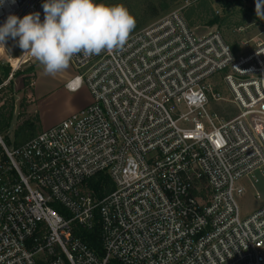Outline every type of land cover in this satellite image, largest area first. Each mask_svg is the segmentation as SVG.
I'll return each instance as SVG.
<instances>
[{
  "label": "built area",
  "instance_id": "obj_1",
  "mask_svg": "<svg viewBox=\"0 0 264 264\" xmlns=\"http://www.w3.org/2000/svg\"><path fill=\"white\" fill-rule=\"evenodd\" d=\"M44 2L5 0L0 25L43 21ZM205 28L176 10L122 49L74 55L67 86L90 103L21 145L0 133V264H264V203L239 201L246 184L263 196L264 39L236 51ZM11 78L0 69V105ZM96 214L103 257L73 233Z\"/></svg>",
  "mask_w": 264,
  "mask_h": 264
},
{
  "label": "rangeland",
  "instance_id": "obj_2",
  "mask_svg": "<svg viewBox=\"0 0 264 264\" xmlns=\"http://www.w3.org/2000/svg\"><path fill=\"white\" fill-rule=\"evenodd\" d=\"M106 1L97 0L98 3ZM162 2H165L164 6ZM256 3L257 0L251 5L238 2L232 7L224 8L217 0H115L113 5L119 4L125 7L135 18L136 23L145 18L137 30L173 11L181 10L192 26H199L198 30L201 32L207 30L206 26L220 31L226 41L238 51L249 48L248 46L241 47L242 42L246 40H252L250 46H253L254 42L264 39V19L257 17ZM153 6L157 8L154 16L150 13ZM215 15L220 16V21L215 25H209L208 20ZM6 47L11 50V55L0 52V58L4 64L10 66L9 76L12 74V78L3 88L1 97L3 103L0 105V110L6 118L12 114V119L9 121L10 126H6L0 133L4 137H9L12 144H14L15 130L26 119L36 120L37 116H40L44 119L42 126L46 127L67 115L68 101L72 105L79 106L87 102L90 92L86 86L70 92L55 76L45 74L43 66L28 53H22V49L15 41L9 39ZM14 62L17 67L14 66ZM72 68L70 61L66 71ZM212 107L215 109L217 106ZM218 107L217 111L223 113L226 105L223 108L219 107V110ZM42 126L39 125L37 133L43 129ZM259 189L263 192L260 199L254 196V189L250 184H246V194L239 199L243 214L259 208L264 203V185H259Z\"/></svg>",
  "mask_w": 264,
  "mask_h": 264
},
{
  "label": "clouds",
  "instance_id": "obj_3",
  "mask_svg": "<svg viewBox=\"0 0 264 264\" xmlns=\"http://www.w3.org/2000/svg\"><path fill=\"white\" fill-rule=\"evenodd\" d=\"M4 3L0 0V6ZM42 8L43 21L39 12L23 18L8 15L0 25V52L11 55L6 42L12 39L50 76L65 71L76 54L99 55L102 51L122 49L136 26L135 18L119 4L45 0ZM256 14L264 19V0H257Z\"/></svg>",
  "mask_w": 264,
  "mask_h": 264
},
{
  "label": "trees",
  "instance_id": "obj_4",
  "mask_svg": "<svg viewBox=\"0 0 264 264\" xmlns=\"http://www.w3.org/2000/svg\"><path fill=\"white\" fill-rule=\"evenodd\" d=\"M114 1L115 0H107L104 3L107 5H113ZM238 2H239L238 0H234L233 2L223 0L222 2H220V4H222L224 8H227L234 6ZM164 4L165 2H162L163 6ZM150 13L152 16L156 15L157 8L154 6L153 8L151 7ZM187 15L189 16V13H187ZM144 21L145 18L137 22L134 30L130 33V35L136 32L135 30L139 29ZM219 21H220V16L215 15L214 17L208 20V24L215 25ZM0 69L2 70L4 78L9 76V73L11 71L10 66H8L7 64L0 63ZM11 119H12V114L10 115L9 118H6L2 110H0V131H4V128L6 126H10L9 121ZM40 123H41L40 116H37L36 120L30 118L26 119L20 126L17 127V129L14 132V144L18 146L25 143L29 139L33 138L37 134V129ZM6 141L12 144L11 139L9 137H6ZM0 152H1V148H0ZM88 185L91 189L95 191V193L99 197L106 195L107 193H109L114 189V184L111 178L105 173H99L98 175L92 177L88 181ZM73 233L74 235L80 237L84 242H86L98 255L102 257L105 256V250L102 243L101 222H99L98 214H96V222L92 228H85L82 225L75 223ZM110 264H123V263L116 259H112L110 261Z\"/></svg>",
  "mask_w": 264,
  "mask_h": 264
},
{
  "label": "crops",
  "instance_id": "obj_5",
  "mask_svg": "<svg viewBox=\"0 0 264 264\" xmlns=\"http://www.w3.org/2000/svg\"><path fill=\"white\" fill-rule=\"evenodd\" d=\"M74 75H75V73H74V70H73V68L70 70V71H62V72H60V73H57L56 75H55V78H57L59 81H60V83H61V85H63V87H65V89L66 90H68V91H70V92H75V91H77V90H70L69 88H68V86H67V83L74 77ZM37 82V81H36ZM36 87V86H35ZM83 88H85L84 87V85H81V87L79 88V89H83ZM34 99H35V96H34ZM90 101H91V96L90 95H88V100H87V102L85 103V104H83L82 106H79V105H72V104H70V102L68 101L67 103H68V110H67V115L64 117V118H66L67 116H69L70 114H72L73 112H75V111H77V110H79L80 108H82V107H84V106H86L87 104H89L90 103ZM35 105H36V101H35V103H34ZM64 118H62L61 120H58L57 122H55V123H53V124H50V125H48V126H46V127H44V126H42L43 125V122H44V119H41V126H42V128L44 129V128H47V127H49V126H52V125H55V124H57V123H59L60 121H62Z\"/></svg>",
  "mask_w": 264,
  "mask_h": 264
},
{
  "label": "bare ground",
  "instance_id": "obj_6",
  "mask_svg": "<svg viewBox=\"0 0 264 264\" xmlns=\"http://www.w3.org/2000/svg\"><path fill=\"white\" fill-rule=\"evenodd\" d=\"M14 66L17 67V64L14 62Z\"/></svg>",
  "mask_w": 264,
  "mask_h": 264
}]
</instances>
